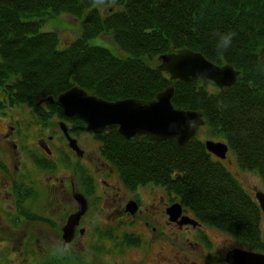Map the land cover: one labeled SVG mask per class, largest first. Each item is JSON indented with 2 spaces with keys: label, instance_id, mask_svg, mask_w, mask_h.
Segmentation results:
<instances>
[{
  "label": "trees",
  "instance_id": "obj_1",
  "mask_svg": "<svg viewBox=\"0 0 264 264\" xmlns=\"http://www.w3.org/2000/svg\"><path fill=\"white\" fill-rule=\"evenodd\" d=\"M62 14L78 19L82 29L63 47L58 33L43 31ZM228 33L235 34L230 44L218 47ZM104 34L126 56L90 44ZM182 49L232 66L238 82L219 89L157 72L162 55ZM73 87L107 101L145 102L173 87L175 108L203 112L200 132L224 140L240 168L264 182V0H0V113L28 105L42 123L56 116L70 123L71 134H92L56 102L39 105ZM94 137L126 187H162L201 222L264 252L259 205L199 135L185 149L174 140L129 141L118 130ZM33 161L43 168V161ZM14 191L17 201L33 194L24 184H14Z\"/></svg>",
  "mask_w": 264,
  "mask_h": 264
},
{
  "label": "rangeland",
  "instance_id": "obj_2",
  "mask_svg": "<svg viewBox=\"0 0 264 264\" xmlns=\"http://www.w3.org/2000/svg\"><path fill=\"white\" fill-rule=\"evenodd\" d=\"M43 31L58 33L62 47L70 44L81 36L82 33L80 21L68 14H62L58 18L47 21L43 27ZM90 44L107 48L116 56H126L109 35H101L92 40ZM157 64L159 65V61L156 62V65ZM33 113V108L28 105L4 109V112L0 113V163L4 164V170L0 168V264H96L97 259L95 261V258H101L102 255L107 254L108 249L94 247L91 248V252L83 250L84 248H90L89 238V240L84 241V243L82 242L85 244V247L81 248L80 245L79 248L74 245L71 247L67 246L65 253V251L62 250L64 248L62 245L50 243L48 239V236L51 237L49 230L43 229L42 225H36L35 228L28 223L19 226H8L4 222V206L9 203L5 200L10 196L9 193L12 192L14 194L12 202L17 204L14 184L16 180L23 181L24 174L29 175V178L26 179L27 183L25 182L28 184L26 187L30 189L33 188L37 193L36 195L41 198L35 202V205L38 206V211L43 212L44 209H46V214L48 215H50L48 212L50 206L53 208L55 201L59 199L57 198L58 196H56L57 192L63 191L64 189H74V191L80 192L81 187L78 184L79 181H77V172H80V175L84 176L87 184L99 194L102 193L103 189L107 188L100 180H105L115 185L117 188L119 196L117 199L114 198L108 201V203H105L106 206H104L106 210L104 209L105 211L102 213L101 218H107L109 215L118 217L115 209L124 208L126 204L125 201L129 199L132 194L130 189L121 182L117 169L101 155L99 146L101 144L95 139L94 135L88 133L71 134L72 137L78 140L79 146L84 151V156L79 158L76 153L68 147V142L60 129L61 122L68 124V129L69 127L71 129V125L67 120L54 116L52 121L46 124L45 122L42 123ZM205 130L206 129L203 128L202 132H205ZM202 132H199V137L203 141L225 143L224 140L209 137L206 132L204 134ZM46 147L50 155L47 153ZM34 156L36 160L43 161V168H39L37 163L36 165L34 164ZM47 162L53 165L54 169L50 168L53 169V171L45 169ZM223 163L242 184L250 196L255 198L258 193H264V182L260 175L255 172L242 170L233 153L229 151L227 159L223 160ZM111 171H113V173H111ZM65 176L70 180L75 179L76 182L73 187L70 186V184L65 187L63 183L58 181L64 180ZM50 181H52V183ZM31 185L33 187H30ZM152 190L165 191L161 187L150 184L138 188L133 194L134 197L143 199L142 205L143 207H147L146 201L148 200V194ZM54 192L55 198L50 197ZM166 195L170 203L179 202L176 196L168 193H166ZM100 204H102L101 201L97 203V205ZM27 206L33 207L34 204L28 202ZM120 220L121 218L119 221ZM137 221L138 219L131 221L136 223V227L134 228L135 231L139 233V235L147 238V235L144 233L147 231L139 226ZM120 222L127 223L125 218H122ZM100 224L102 225L101 221ZM106 226L107 225L104 224L103 227ZM122 226L125 225L122 224ZM130 226L132 225H128V230ZM260 227L264 239V214L260 219ZM131 229L133 230V228ZM197 231H199L200 234L202 233L201 230L197 229ZM199 232H197V234H199ZM203 233L207 234L206 237L212 240L211 243L213 245V247H208L206 240L203 239L206 248L209 249L206 253L210 254L212 256V261L217 264H225L224 259L231 249L238 248L264 254V252L250 250L246 245L236 242L231 236H228L218 229H207V231ZM126 236L129 237L130 235ZM165 236L169 238H176L178 236L182 239L187 238L186 231L180 232L174 229H168ZM202 236L204 235L202 234ZM189 237L190 235L188 238ZM108 238H114V234L108 235ZM104 241L109 240L104 239ZM104 246H107V244ZM121 259L139 260V255L128 252L124 254V258L119 257L117 260L104 257L105 263H101L115 264V261ZM148 263H150V261Z\"/></svg>",
  "mask_w": 264,
  "mask_h": 264
},
{
  "label": "flooded vegetation",
  "instance_id": "obj_3",
  "mask_svg": "<svg viewBox=\"0 0 264 264\" xmlns=\"http://www.w3.org/2000/svg\"><path fill=\"white\" fill-rule=\"evenodd\" d=\"M99 146L101 148V145ZM45 149L50 155L47 147ZM34 164L36 165V163ZM50 168H53V165ZM53 169L49 170L53 171ZM111 173H113V171H111ZM76 177H78L77 181H79V183H77L81 187L80 192L75 190V193L74 189H64L63 191L57 192L56 196H58L57 198L59 199L55 201L53 207L54 209L52 208V206H50V209H48L50 215L46 214V209H44L43 212L38 211V206L35 205V202H37L40 197L36 195L37 193L35 190H33L32 196H30L27 201H21L20 199H18L17 204L12 202L14 194L12 192L9 193L11 198L9 196L5 200L9 203L4 206V222L8 226H19L28 223L30 225H33V227L35 228L36 225H42L43 229L49 230L51 237L48 236V239L50 243L62 245L64 247L62 250L65 251V253L67 246L71 247L72 245H74L79 248L80 245L81 248H83L85 247V244H83L84 241L90 239V248H84L83 250L91 252V248L94 247L108 249L107 254L102 255L101 258L93 255L94 257H96L95 261L97 259L96 264H104V257L114 258L116 260L119 257L124 258V254L128 252L139 255V260L121 259L119 261H115L114 263L217 264L212 261V256L206 253L209 249L206 248V244L203 241V239H205L208 247H213L211 243L212 240L206 237V233H203L207 231V229L213 228L209 227L206 223L198 220V218L187 208H185L181 202L170 203L168 200V196L166 195V193H168L166 189L163 188V190L165 191L152 190L151 192H149L148 200L146 201L147 207H143V199L134 197L133 193L136 190L130 189V192L132 194L130 195L129 199L125 201V207L121 209H115L118 217L109 215L107 218H101L102 213L106 210L105 203H108V201H110L111 199H117V197L119 196L117 188L115 187V185L110 184L105 180H100V182L107 188L103 189L102 193L99 194L96 190L89 188L90 186L87 184L84 176L80 175V172H77ZM28 178L29 175L24 174L23 181L16 180L15 184L19 186H23L24 184L27 186L28 184H26V179ZM58 181L63 183V186L65 187L69 186V184L73 187L74 183L76 182L75 179L70 180L67 179L66 176L64 177V180ZM50 182L52 183V181ZM30 187L33 186L31 185ZM246 193L248 192L246 191ZM54 195L55 192L50 197L55 198ZM77 195H81L84 200H86L87 210L82 216L79 224L76 226L74 237L72 238L71 242L65 244L66 241L64 238V229L68 223V220L72 215L77 214L82 209L81 204L75 198ZM251 198L258 204L256 197L254 198L251 196ZM100 201L102 204L97 205V203H99ZM18 202L22 204H18ZM28 202H32L34 206H27ZM133 203L137 205L135 213L129 211L130 205ZM174 204L182 205V216L176 222L170 220V216L167 212L168 209ZM25 213L31 216L33 220L27 219L24 215ZM182 217H188L192 220H195L198 222V224L196 226H193L191 223L181 225L180 221L182 220ZM120 218L121 220L122 218H125L127 223H121V220L119 221ZM134 219H138V225L143 227V229L147 231L144 232L145 235H147V238L139 235V233L135 231L134 228L136 227V223L131 222L132 220L134 221ZM100 221L102 222L103 226L104 224H106L107 226L103 227L100 224ZM122 224L125 226H122ZM128 225H132L130 226L129 230L127 229ZM131 228H133V230ZM168 229H174L180 232L186 231L187 238L182 239L179 236L176 238H169L165 236ZM197 229L201 230L202 233L200 234ZM197 232H199V234H197ZM86 233L90 236H88ZM110 234H114V238H108V235ZM202 234L204 236H202ZM126 235L130 236L128 237ZM189 235L190 237L188 238ZM104 239L109 241H104ZM199 241L202 243H200ZM106 244L107 246H104ZM233 250L231 249L228 251L226 258L224 259L225 264H231L227 261V256ZM149 261L150 263H148Z\"/></svg>",
  "mask_w": 264,
  "mask_h": 264
},
{
  "label": "water",
  "instance_id": "obj_4",
  "mask_svg": "<svg viewBox=\"0 0 264 264\" xmlns=\"http://www.w3.org/2000/svg\"><path fill=\"white\" fill-rule=\"evenodd\" d=\"M157 72L167 73L171 81L193 83L202 80L219 89L229 88L238 82L240 72L230 65L219 66L210 62L202 53L190 49H182L176 53L162 55L159 58ZM175 89H168L157 94L152 101L137 99H124L107 101L88 94L80 87H73L60 94L57 99L50 97L41 100L39 105L47 102H56L63 108L67 118H79L86 124L90 133L102 135L114 130L126 140H138L147 137L154 142L174 140L180 149H185L205 126L203 112L185 111L176 109L172 103ZM60 129L65 136L68 147L81 158L84 151L80 148L78 140L71 136L67 124L60 123ZM207 151L220 160H226L229 152L227 143L206 141ZM76 200L82 206L77 214L72 215L64 229V238L67 243L74 237L76 226L87 210L86 200L77 195ZM256 199L264 214V193H258ZM137 205H130L129 211L135 213ZM171 221H178L182 216V205L174 204L168 209ZM197 221L182 217L180 224ZM231 264H264V254L234 249L227 256Z\"/></svg>",
  "mask_w": 264,
  "mask_h": 264
},
{
  "label": "clouds",
  "instance_id": "obj_5",
  "mask_svg": "<svg viewBox=\"0 0 264 264\" xmlns=\"http://www.w3.org/2000/svg\"><path fill=\"white\" fill-rule=\"evenodd\" d=\"M234 35H235L234 33H228L227 35L222 36L221 37V44L218 45V47H227L231 42L232 36H234Z\"/></svg>",
  "mask_w": 264,
  "mask_h": 264
}]
</instances>
